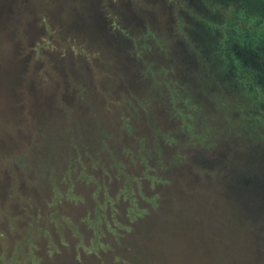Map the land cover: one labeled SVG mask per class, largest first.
<instances>
[{
	"label": "rangeland",
	"instance_id": "374dc122",
	"mask_svg": "<svg viewBox=\"0 0 264 264\" xmlns=\"http://www.w3.org/2000/svg\"><path fill=\"white\" fill-rule=\"evenodd\" d=\"M213 1L0 0V264H218L221 208L264 246V103L212 52Z\"/></svg>",
	"mask_w": 264,
	"mask_h": 264
},
{
	"label": "flooded vegetation",
	"instance_id": "af4514ba",
	"mask_svg": "<svg viewBox=\"0 0 264 264\" xmlns=\"http://www.w3.org/2000/svg\"><path fill=\"white\" fill-rule=\"evenodd\" d=\"M255 2L256 5L249 8L243 0H214L207 8L203 6V15L207 22L202 21L203 19L198 22L209 35L214 55L220 62L226 60V70L231 81L240 87V90L250 93L256 101H262L258 105L262 106L264 81L245 75L242 67L251 64L241 61L238 52V49H251L252 57L264 59V0ZM262 67L264 69L263 61Z\"/></svg>",
	"mask_w": 264,
	"mask_h": 264
},
{
	"label": "trees",
	"instance_id": "16d2710c",
	"mask_svg": "<svg viewBox=\"0 0 264 264\" xmlns=\"http://www.w3.org/2000/svg\"><path fill=\"white\" fill-rule=\"evenodd\" d=\"M253 59H256V58L253 57ZM151 80L152 81H148L146 83L147 84L145 87L146 92L148 95H156L155 94L156 80L154 78H152ZM243 93L250 96V93H247L245 90H243ZM181 94H183V92H181ZM236 95H237L238 101H240L238 94ZM242 100H246V97L244 99L242 98ZM235 108L238 109L241 115V116L239 115L235 117L237 121L241 122L240 125H242L243 127L241 131L242 132L252 131V129L255 128L256 124L254 121L247 120V118L250 117V114H246L249 110L245 109L244 111H241L242 107H238V108L235 107ZM190 117L196 122L198 121L199 118H201V112H199L198 110H195L193 111ZM252 118H254V116ZM180 130L174 131V132L175 133L179 132L181 134ZM197 171L199 175L201 176V178H205L206 174L210 175L211 179L213 178L215 180L216 178H219L221 176V175H217L218 173H216V169L215 171L205 172L206 174L202 173L200 168ZM223 178L226 181V183H228V186H229L231 184V181L230 180L228 181L225 177ZM221 182H222L223 192H222L220 199L223 200L226 197V192L224 191L225 187H224L223 181L221 180ZM141 198L143 197L141 196ZM202 203H205L204 198L202 199ZM142 211L146 212L145 209L143 210L141 208L138 210L139 212L138 215H141V213H143ZM229 213H232V212L226 209H222V208L219 210V213L217 214V225L219 226V233H222L225 236L234 237V234L232 233L236 234V232L239 231L240 239L238 238L236 239V237L235 238H220V240L218 241V244L220 246L219 249H220V252L223 254V257L219 258L218 264H264V246L262 242L263 232L260 231L257 227L251 226L249 221H248L249 223L248 224L245 218L237 210L233 211L232 219L228 217ZM225 218H228L231 221L230 227L232 228V231L227 227V224L225 223V220H224ZM112 220L114 221V219ZM113 223H115V221ZM241 224L244 225V228L243 226H241ZM121 226L123 225L116 224V228H120ZM112 231H113V234L118 233L117 231H114V230ZM245 232H247V235H245ZM114 238L116 239V236ZM192 253H193V250H192ZM201 258H202V262H201L202 264H214L215 262L210 258L208 259L207 257H201ZM189 264H195V263L191 262ZM215 264H217V260Z\"/></svg>",
	"mask_w": 264,
	"mask_h": 264
}]
</instances>
